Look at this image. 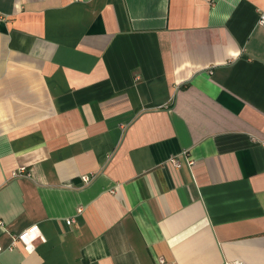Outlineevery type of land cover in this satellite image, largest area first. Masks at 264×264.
Masks as SVG:
<instances>
[{"label":"crops","instance_id":"obj_1","mask_svg":"<svg viewBox=\"0 0 264 264\" xmlns=\"http://www.w3.org/2000/svg\"><path fill=\"white\" fill-rule=\"evenodd\" d=\"M261 11L0 0V264H264Z\"/></svg>","mask_w":264,"mask_h":264},{"label":"built area","instance_id":"obj_2","mask_svg":"<svg viewBox=\"0 0 264 264\" xmlns=\"http://www.w3.org/2000/svg\"><path fill=\"white\" fill-rule=\"evenodd\" d=\"M258 23L261 25V27L264 29V11H261L258 18ZM170 162L173 166H178V161L175 159H170ZM26 169L24 167H21L18 171V173H25ZM84 182H88L89 178L87 176L82 177ZM67 223H70L71 221H66ZM41 240L44 241V238L40 234V231L38 229L37 225H32L26 229H24L22 232H20L17 235H14L12 237V247L16 243L23 244L24 248L27 250H30L32 248V243L35 240ZM224 264H237V263H224Z\"/></svg>","mask_w":264,"mask_h":264}]
</instances>
